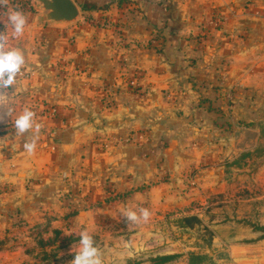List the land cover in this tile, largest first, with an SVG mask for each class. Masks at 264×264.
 <instances>
[{
	"label": "crops",
	"instance_id": "0c3cea01",
	"mask_svg": "<svg viewBox=\"0 0 264 264\" xmlns=\"http://www.w3.org/2000/svg\"><path fill=\"white\" fill-rule=\"evenodd\" d=\"M73 2L77 22L37 28L22 73L7 90L15 95L0 106L12 109L13 118L31 108L44 125L34 153L23 149V138L0 147V172L11 175L0 179V189H9L0 196V229L13 226L8 215L27 226L54 216L52 227L61 228L65 194L75 195L79 209L98 204L84 211L86 226L100 211L120 207L138 211L144 204L152 215L170 210L177 198L167 189L172 178L179 181L198 166L203 139L228 119L217 108L221 92L237 85L259 88L264 81L256 73L264 63V0ZM218 18L224 19L220 25ZM242 31L244 38L231 39ZM13 132L5 117L0 141ZM210 170L216 169L207 167L200 177L207 189L189 195L214 190ZM259 245L262 256L264 242ZM102 249L105 260L125 255L108 241ZM247 249L231 246L228 263L258 258Z\"/></svg>",
	"mask_w": 264,
	"mask_h": 264
},
{
	"label": "rangeland",
	"instance_id": "374dc122",
	"mask_svg": "<svg viewBox=\"0 0 264 264\" xmlns=\"http://www.w3.org/2000/svg\"><path fill=\"white\" fill-rule=\"evenodd\" d=\"M12 10L23 12L27 19L23 35L14 40V46L23 52L35 45L38 27L46 24L69 27L77 22L65 25L43 21L45 12L36 0H6L0 5V31L12 30L8 23ZM218 19L214 22L220 25L224 19ZM240 33L231 39L237 41L246 36L245 31ZM153 47L160 50L157 44L153 43ZM259 68L256 73L264 77V63ZM219 99V113L223 112L228 119L215 123V130L207 133L209 139H203L198 166L185 171L179 181L172 178L167 189H174L172 195L177 198L171 200L170 210L151 214L147 222L132 224L120 215L124 209L120 207L110 209L108 214L100 211L93 224L86 226L83 222L89 216L84 211L97 208L98 204L79 209L75 195L65 194L60 197L67 209L60 218L61 228L52 227L54 216H45L42 223L27 226L23 219L8 215L13 226L0 229V264H70L79 247V232L85 228L91 230L101 248L108 241L115 252L125 253L123 257L109 255L105 264H156L155 260L163 256L175 257L167 264H189L191 254L203 257L201 264H229V248L233 245L247 246V253L257 256L261 250L259 244L264 242V81L259 88L225 87ZM205 157L207 160L203 161ZM207 167L216 169L210 170L208 178L216 180L209 185L214 190L208 189L207 196L189 195L207 189L200 179ZM8 176L11 175L0 172L1 180H7ZM62 177L68 178L65 173ZM8 192L9 189H0V196ZM115 199L110 197L107 201ZM140 208L148 209V206L142 204ZM132 210L137 211L135 207ZM189 217L197 220L183 221ZM80 222L82 228L78 229ZM55 231L59 232L58 237ZM118 241L120 244L116 246ZM38 242H43L44 247ZM257 257L247 264H264V255Z\"/></svg>",
	"mask_w": 264,
	"mask_h": 264
},
{
	"label": "clouds",
	"instance_id": "9594fccd",
	"mask_svg": "<svg viewBox=\"0 0 264 264\" xmlns=\"http://www.w3.org/2000/svg\"><path fill=\"white\" fill-rule=\"evenodd\" d=\"M5 3L6 0H0V5ZM8 23L12 30L0 31V106L15 95V92L7 90L16 84V79L26 64L25 54L22 49L14 46V40L23 35L27 19L23 12L12 10L8 15ZM5 117L11 118L14 132L10 140L0 141V147L6 144H11L14 147L15 143L23 138V149L29 154L34 153L41 130L44 128L42 123L36 122V112L31 108L24 107L13 118L12 109L0 111V122H3ZM120 215L125 217L128 223L139 224L141 221L147 222L151 213L147 208H140L138 211L125 208ZM78 243V250L75 251L74 259L70 261V264H105L104 252L88 229L85 228L79 232Z\"/></svg>",
	"mask_w": 264,
	"mask_h": 264
},
{
	"label": "water",
	"instance_id": "95a60500",
	"mask_svg": "<svg viewBox=\"0 0 264 264\" xmlns=\"http://www.w3.org/2000/svg\"><path fill=\"white\" fill-rule=\"evenodd\" d=\"M45 12L43 21L71 25L79 16V11L73 0H36Z\"/></svg>",
	"mask_w": 264,
	"mask_h": 264
},
{
	"label": "trees",
	"instance_id": "16d2710c",
	"mask_svg": "<svg viewBox=\"0 0 264 264\" xmlns=\"http://www.w3.org/2000/svg\"><path fill=\"white\" fill-rule=\"evenodd\" d=\"M197 219L195 217H189V218H184L183 221H196ZM56 234V236L58 237L59 235V232L55 231L54 232ZM38 244L40 245V247H44L45 244H43V242H38ZM49 245L51 247H54L51 242H49ZM58 249H56V246L54 248V251H57ZM173 259H175L174 256H163V257H160V258H157L155 260V263L156 264H167L171 261H173ZM202 259L203 257L199 256V255H194V254H191L190 257H189V264H201L202 263Z\"/></svg>",
	"mask_w": 264,
	"mask_h": 264
},
{
	"label": "built area",
	"instance_id": "2783aa9c",
	"mask_svg": "<svg viewBox=\"0 0 264 264\" xmlns=\"http://www.w3.org/2000/svg\"><path fill=\"white\" fill-rule=\"evenodd\" d=\"M45 113H47V115H49V116H54L55 115V110H50V111L48 110ZM137 138H138V140H142L143 139V135H139ZM130 140H131L130 137L125 138L126 142H130ZM192 184H194V182H192Z\"/></svg>",
	"mask_w": 264,
	"mask_h": 264
}]
</instances>
